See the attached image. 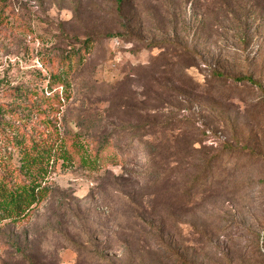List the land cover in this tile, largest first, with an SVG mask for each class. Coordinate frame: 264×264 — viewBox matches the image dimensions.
<instances>
[{
	"label": "rangeland",
	"instance_id": "374dc122",
	"mask_svg": "<svg viewBox=\"0 0 264 264\" xmlns=\"http://www.w3.org/2000/svg\"><path fill=\"white\" fill-rule=\"evenodd\" d=\"M74 36L98 39L52 97ZM24 93L69 154L0 221V264H264V0H0V104ZM74 133L125 162L91 169ZM18 154L0 140V172Z\"/></svg>",
	"mask_w": 264,
	"mask_h": 264
},
{
	"label": "trees",
	"instance_id": "16d2710c",
	"mask_svg": "<svg viewBox=\"0 0 264 264\" xmlns=\"http://www.w3.org/2000/svg\"><path fill=\"white\" fill-rule=\"evenodd\" d=\"M118 2L120 0H117ZM114 35L107 34L102 37H113ZM124 38L131 36H121ZM77 46L70 52L62 55L57 65V70L49 73L47 84L48 92L54 94L53 89L67 84L72 77L77 66L83 61L82 52L87 51L98 38L87 36L79 39L73 37ZM74 59V66L72 63ZM219 79L226 78L224 75L217 73ZM236 84H254L251 77H233L231 79ZM27 109L26 114L20 115L18 109L21 107L17 104L4 105L0 104V140L18 150L20 165L14 166L10 162H5L0 172V221L5 219H17L29 211L33 205L43 200L48 193V188L42 185L51 170V161L57 157L67 158L69 152L66 151L64 142L61 140L53 141L46 133L33 135L34 132L27 131L24 118L32 117L34 112H39L37 102L43 101L44 96H37L32 93H24ZM22 111V110H21ZM32 113V114H29ZM6 115L10 118L6 120ZM21 125L13 124V121H20ZM31 127H35L34 124ZM131 137H135L133 134ZM72 144L76 143V147L82 151L80 160L86 163L91 169H96L102 165H119L125 160L121 157H126L128 152H121V147H115L110 140H105L96 144L93 149V155H88L84 146L78 141V134H72ZM130 146V145H129ZM229 147L224 154L232 153ZM8 161L12 160L10 152L7 153ZM123 159V160H122ZM156 173V172H154Z\"/></svg>",
	"mask_w": 264,
	"mask_h": 264
}]
</instances>
